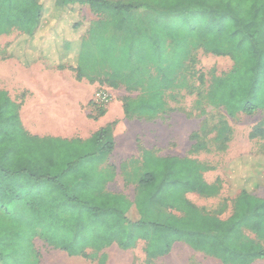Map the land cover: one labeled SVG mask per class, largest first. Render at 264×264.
<instances>
[{"label":"trees","instance_id":"1","mask_svg":"<svg viewBox=\"0 0 264 264\" xmlns=\"http://www.w3.org/2000/svg\"><path fill=\"white\" fill-rule=\"evenodd\" d=\"M82 7L102 17L83 39L78 37L82 24L75 16ZM54 8L72 14V36L77 39L50 42L45 31ZM139 9H146V16ZM13 31L20 35L7 51L25 67L43 60L51 68L72 69L78 79H105L113 89L140 91L138 98L124 102L127 115L155 119L165 113L167 92L186 87L183 71L198 49L234 61L228 74L213 79L204 113L224 108L235 118L264 111V0H147L139 5L0 0V36ZM112 32L124 33L129 40L123 68L109 73ZM73 60L76 66L70 65ZM106 110L96 109L91 116ZM108 130L94 137L95 148L89 144L82 150L60 139L31 136L23 126L20 106L0 96V264H19L27 256L38 264L35 238L70 256L89 257L114 245L129 249L136 232L142 233L150 259L167 256L180 242L222 264L264 260V198L253 193L263 165L254 174L244 173L233 214L221 219L203 213L186 197L220 192L219 184L205 180L199 162L143 150L146 172L130 201L107 191L114 172L99 168L98 156L111 154L114 147ZM149 211L156 217L148 218Z\"/></svg>","mask_w":264,"mask_h":264},{"label":"rangeland","instance_id":"2","mask_svg":"<svg viewBox=\"0 0 264 264\" xmlns=\"http://www.w3.org/2000/svg\"><path fill=\"white\" fill-rule=\"evenodd\" d=\"M110 1L132 2L139 5L147 0ZM138 11L143 17L148 13L146 9ZM75 16L82 24L78 36L80 38L84 34L86 36L90 26L102 18L87 7L77 8ZM51 18L45 31L50 42L59 44L65 38L70 40L78 38L76 35L72 36V14L54 8ZM127 30L129 33L135 31L131 25ZM19 35V32L13 31L0 36V59L6 67L9 66L10 58L7 48ZM109 37L112 58L106 70L113 73L123 68L129 37L117 32H112ZM69 45L72 46L70 42ZM14 65L16 66L14 80L21 88L22 82L18 81L19 64L14 63ZM70 65L76 66L75 60ZM233 67L234 61L230 57L215 56L205 53L202 49L194 50L191 60L187 62L183 71L186 87L167 92L168 110L155 119L125 113L124 102L138 98L140 91H127L125 87L113 89L106 84L105 79L95 82H90L86 78L78 79L77 73L72 69L67 67L63 70L53 69L43 60L36 63L32 69L22 72L23 75L28 77L31 75L34 79L47 76V82L72 81L85 84L89 94L94 89L97 92L106 90L111 94L112 99L109 106L118 102L120 106L117 109L116 119L108 126L110 140L114 141L112 153L98 156L102 167H114L118 173L115 180L107 185V191L125 195L130 201L135 200L139 180L146 172L142 163L143 150H149L152 154L161 157H188L205 168L203 172L205 180L210 184H219L220 192L211 197L189 193L186 195L187 199L205 214L228 219L233 214L234 201L243 185L244 173L254 174L259 166H264L263 110H258L252 115L239 114L235 118H230L224 108H210L211 110L204 113L209 108L207 95L213 79L228 74ZM8 81L5 76L0 78V96H6L13 101L8 94L14 97L13 92L8 90ZM19 94L22 96L23 92ZM91 107L92 115L96 114L93 98ZM99 116L93 118L97 119ZM26 131L31 136L60 139L78 150L88 147L89 144L95 148L94 138L85 139L81 135L74 138H57L49 136L50 133L36 135L31 130ZM246 157L258 161L238 162L239 159ZM235 161L238 163L235 164ZM113 175L115 177L116 174ZM256 182L260 184L253 193L264 198V171L257 174ZM168 213L180 214L175 210H170ZM147 217L153 219L156 216L153 211H149ZM164 217L165 215L161 219ZM247 234L255 238L251 232ZM11 237L13 239V236ZM32 244L38 255V264H222L219 260L194 251L180 242L174 244L167 256L150 259L147 257L146 243L141 232L134 233L133 245L129 249H121L114 245L93 256L88 255L89 257L70 256L41 238H35ZM34 261L27 256L21 258L19 264H36ZM254 264H264V260L256 261Z\"/></svg>","mask_w":264,"mask_h":264},{"label":"crops","instance_id":"3","mask_svg":"<svg viewBox=\"0 0 264 264\" xmlns=\"http://www.w3.org/2000/svg\"><path fill=\"white\" fill-rule=\"evenodd\" d=\"M15 60L10 57L9 66L6 67L0 59V78L5 76L9 80L8 90L13 92L14 97L8 94L13 102L20 106V116L26 130H31L36 135L50 133L49 136L57 138H74L81 135L85 139H93L100 130L107 128L116 119L120 106L118 102L108 106L106 112L97 119L91 116V101L97 93L96 89L89 94L87 85L78 82H47V76L35 79L31 75L25 76L22 71L32 69L36 63L31 67H25L16 58ZM14 63L19 64L18 81L22 82L21 88L14 80L16 78ZM20 92H23L22 96ZM99 168L101 171L116 174L108 184L118 175L114 167Z\"/></svg>","mask_w":264,"mask_h":264},{"label":"built area","instance_id":"4","mask_svg":"<svg viewBox=\"0 0 264 264\" xmlns=\"http://www.w3.org/2000/svg\"><path fill=\"white\" fill-rule=\"evenodd\" d=\"M111 94L106 90L98 91L94 94L93 102L94 108L96 109H107L111 103Z\"/></svg>","mask_w":264,"mask_h":264}]
</instances>
